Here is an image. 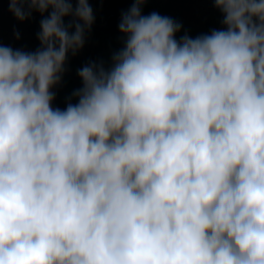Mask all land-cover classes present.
Wrapping results in <instances>:
<instances>
[{"label":"clouds","instance_id":"obj_1","mask_svg":"<svg viewBox=\"0 0 264 264\" xmlns=\"http://www.w3.org/2000/svg\"><path fill=\"white\" fill-rule=\"evenodd\" d=\"M6 2L41 20L35 51L0 44V264H264V0L179 40L131 0L63 110L92 0Z\"/></svg>","mask_w":264,"mask_h":264},{"label":"rangeland","instance_id":"obj_2","mask_svg":"<svg viewBox=\"0 0 264 264\" xmlns=\"http://www.w3.org/2000/svg\"><path fill=\"white\" fill-rule=\"evenodd\" d=\"M91 7L95 23L91 32L86 34L84 48L75 57L70 54L69 67L67 64L69 74L78 81L80 86L82 82L77 72L81 67L91 61L103 60L108 64L112 54L122 48L124 37L119 32L118 25L122 14L132 7V3L131 0H92ZM152 12L170 17L182 25L181 31L176 35L177 40L185 32L195 38L202 34H210L214 29L223 28L222 15L212 0H148L142 6V14L148 15ZM40 20L41 16L34 13L29 20L18 21L9 11L6 0H0V44L10 46L14 50L35 51L40 46L37 39ZM99 28H110L114 35L108 39L95 34L94 30ZM17 32L19 39L15 35ZM53 91L56 96L52 106L61 110L65 109L70 98L65 76L62 84ZM71 102L75 103L73 99Z\"/></svg>","mask_w":264,"mask_h":264},{"label":"trees","instance_id":"obj_3","mask_svg":"<svg viewBox=\"0 0 264 264\" xmlns=\"http://www.w3.org/2000/svg\"><path fill=\"white\" fill-rule=\"evenodd\" d=\"M94 33L95 34H98V35H101L105 38H110L114 35V33H112V31L110 30V28H99L97 30H94ZM69 59V57H68ZM68 67H69V64H68ZM65 78L67 80V83H68V88H69V94H70V97H71V94L74 90L76 89H79L81 86L79 85L78 81L69 74V72L67 71L66 74H65ZM73 101L76 103V100L73 99Z\"/></svg>","mask_w":264,"mask_h":264}]
</instances>
